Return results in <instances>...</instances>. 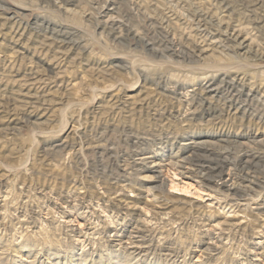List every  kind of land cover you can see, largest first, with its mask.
<instances>
[{
	"label": "rangeland",
	"instance_id": "rangeland-1",
	"mask_svg": "<svg viewBox=\"0 0 264 264\" xmlns=\"http://www.w3.org/2000/svg\"><path fill=\"white\" fill-rule=\"evenodd\" d=\"M0 264H264V0H0Z\"/></svg>",
	"mask_w": 264,
	"mask_h": 264
}]
</instances>
